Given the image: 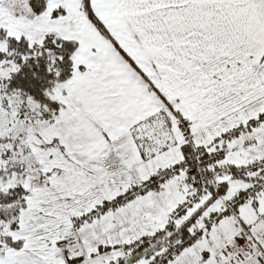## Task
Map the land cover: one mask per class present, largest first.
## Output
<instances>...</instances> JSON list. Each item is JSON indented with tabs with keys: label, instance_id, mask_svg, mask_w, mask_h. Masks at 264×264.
Instances as JSON below:
<instances>
[{
	"label": "snow or ice",
	"instance_id": "snow-or-ice-1",
	"mask_svg": "<svg viewBox=\"0 0 264 264\" xmlns=\"http://www.w3.org/2000/svg\"><path fill=\"white\" fill-rule=\"evenodd\" d=\"M0 264H264V0H0Z\"/></svg>",
	"mask_w": 264,
	"mask_h": 264
}]
</instances>
